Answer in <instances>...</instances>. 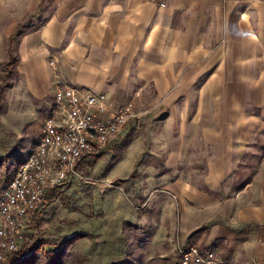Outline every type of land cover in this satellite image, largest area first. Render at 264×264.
Here are the masks:
<instances>
[{"label": "rangeland", "instance_id": "374dc122", "mask_svg": "<svg viewBox=\"0 0 264 264\" xmlns=\"http://www.w3.org/2000/svg\"><path fill=\"white\" fill-rule=\"evenodd\" d=\"M77 1L0 0L2 185L33 153L54 91L66 82L62 78L67 71L63 53L77 35L78 12L84 7ZM258 23L262 30L264 21ZM48 28L52 34L47 37ZM17 31L21 33L18 37ZM249 41L245 37L243 53L238 51L240 45L232 47L231 43L227 51L218 53L224 39L213 44V52L208 54L214 58L212 67L190 87L194 99L163 102L154 92L140 93L145 81L130 85L133 93L125 102L138 95L134 116L113 142L80 163L86 173L81 179L74 177L49 194L47 203L35 213L34 232L18 256L38 247L48 249L53 245L47 243L50 238L60 240L79 233L86 236L73 251L81 256L82 264H118L124 258L135 264H176L180 244L175 229L157 227L158 201L165 196L172 200L162 192L164 171L167 181L189 179L197 191L216 197L214 209L208 205L192 208L205 225L198 230L203 240L212 224L229 235L218 237L208 248L229 264H264V37L252 52ZM256 51L260 59L250 68L252 60L240 57ZM12 56L16 64L5 68ZM155 57L149 53V67ZM209 76L212 84L207 86ZM166 147L172 157L177 153L171 170H164L162 163L168 157ZM154 175L156 179H152ZM125 209L135 218H124ZM113 213L120 218L118 241L106 244L99 235L101 219ZM179 216L177 208L173 218ZM198 238L187 244L204 249Z\"/></svg>", "mask_w": 264, "mask_h": 264}, {"label": "crops", "instance_id": "0c3cea01", "mask_svg": "<svg viewBox=\"0 0 264 264\" xmlns=\"http://www.w3.org/2000/svg\"><path fill=\"white\" fill-rule=\"evenodd\" d=\"M77 4L84 7L78 12L75 44L70 41L64 49L63 62L67 71L62 78L68 85L104 93L117 105L131 97L133 87L130 85H140L143 81L147 87L140 86L142 95L154 92L155 98L163 102L194 99L190 87L212 67L214 58H208V54L213 52V44L224 39L225 45L219 44L218 53L223 49L227 51L230 43L232 47L240 45L238 51L243 53L247 37L252 43L248 46L252 52L254 45L257 47L264 37V28L261 30L258 23L264 21V0H78ZM45 34L48 37L52 32L49 29ZM233 37L240 39L235 41ZM258 51L250 57L240 58L252 60L251 68L260 59ZM150 52L156 55L151 67L146 63ZM137 54L138 62L134 64ZM210 78H207V86L212 84ZM149 85H154L155 89ZM165 149H169L168 157L162 163L166 166L164 170H171L178 159L175 158L177 153L172 157L170 147ZM163 175L162 181L160 175L163 195L171 196L172 200L164 195L158 201L157 227L160 230L173 227L178 244L186 247L191 246L187 244L190 239L196 240L197 235H202L198 238V243L204 247L202 250L210 249L209 245L218 237L229 238L215 224L210 225L206 240H203V234L190 238L205 226L192 208L208 205L214 209L216 197L213 193L197 191L189 179L167 181L164 171ZM156 178V175L152 177ZM177 208L180 216L174 219ZM124 215V218H135L128 209ZM115 216L113 213L101 219L103 226L99 235L106 244L118 241L120 218L116 213ZM258 228L263 230L262 226ZM177 262L178 259L174 263Z\"/></svg>", "mask_w": 264, "mask_h": 264}, {"label": "built area", "instance_id": "2783aa9c", "mask_svg": "<svg viewBox=\"0 0 264 264\" xmlns=\"http://www.w3.org/2000/svg\"><path fill=\"white\" fill-rule=\"evenodd\" d=\"M137 96L117 105L104 94L58 84L33 153L8 183L0 184V264L21 253L49 194L74 177L81 179L75 168L122 132L134 116ZM176 253L178 264H229L213 249L197 245H179Z\"/></svg>", "mask_w": 264, "mask_h": 264}, {"label": "trees", "instance_id": "16d2710c", "mask_svg": "<svg viewBox=\"0 0 264 264\" xmlns=\"http://www.w3.org/2000/svg\"><path fill=\"white\" fill-rule=\"evenodd\" d=\"M18 28H21V26H19ZM15 35L17 37L21 35L20 31H17ZM16 62L17 60L12 56L10 58L9 63L5 65L4 67L5 68L14 67ZM93 158L94 156L92 157V159ZM99 158H100V155L96 156L94 160L92 161V164L94 163L95 160L97 161ZM88 163H89V160H88ZM76 168H77L76 171H78L82 175L86 174L85 171L80 169V164ZM9 180H7L6 182H8ZM135 229H138V228H135ZM199 232L200 231L194 232L193 234H191L190 238L198 234ZM85 236L86 235L77 233V234H74L73 236H68L67 238L60 239V240H53L50 238L51 241L48 240L47 243L49 245V243L51 242L53 243V245H51L48 249L41 250L38 247L33 251V253H31L30 250H27V253L24 256H18L19 255L18 254L17 256H15L14 261L10 260L9 264H82L81 256L78 253H75L73 249H74V246L80 240H82ZM140 243H144V242L140 241ZM118 264H135V260H131V258L129 259L124 258Z\"/></svg>", "mask_w": 264, "mask_h": 264}]
</instances>
